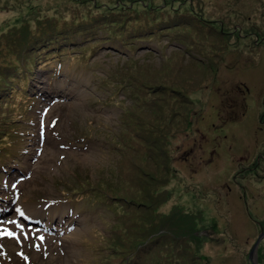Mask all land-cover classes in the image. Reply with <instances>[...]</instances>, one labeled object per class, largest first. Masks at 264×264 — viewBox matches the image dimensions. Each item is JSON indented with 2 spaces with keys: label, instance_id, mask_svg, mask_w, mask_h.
Listing matches in <instances>:
<instances>
[{
  "label": "rangeland",
  "instance_id": "374dc122",
  "mask_svg": "<svg viewBox=\"0 0 264 264\" xmlns=\"http://www.w3.org/2000/svg\"><path fill=\"white\" fill-rule=\"evenodd\" d=\"M46 21L72 27L104 21L98 25L160 34L125 42L98 30L66 44L60 70L55 61L45 68L52 71L34 74L32 105L6 166L11 175L0 176V201L12 211L0 218V264L91 260L84 239L104 230L101 211L88 193L70 204L71 191L62 194L59 185L69 190L78 176L91 183L111 177L106 170L121 166L122 154L124 182L111 178L109 185L121 204L109 215L114 229L115 214H123L126 223L117 228L132 232L124 235L128 247L162 239L146 247L149 264L160 253V264H252L250 250L264 233V0H0V50L7 31L33 37ZM125 64L135 90L128 97L135 99L120 92L117 107L92 101L106 94L98 81L113 91ZM228 114L237 119L224 123ZM128 124L135 140L127 138V149L111 137L112 150L121 153L110 151L107 159L104 129L121 137ZM175 206L194 218L197 241L185 223L167 226L157 218ZM24 217L44 226H24ZM172 239L183 243L181 250ZM114 243L105 235L97 240V263L122 256L108 248ZM254 254L264 264V235Z\"/></svg>",
  "mask_w": 264,
  "mask_h": 264
},
{
  "label": "trees",
  "instance_id": "16d2710c",
  "mask_svg": "<svg viewBox=\"0 0 264 264\" xmlns=\"http://www.w3.org/2000/svg\"><path fill=\"white\" fill-rule=\"evenodd\" d=\"M110 22L112 23L113 20ZM54 23L56 22H43L40 27H37L39 34L33 37L28 36V33H24L27 34L26 36L28 37L23 35L18 36L15 29L12 31L9 30L5 34V44L3 46L1 45L4 51L0 50V153L3 151L4 146H8V142H4V137L1 136H3L7 130L10 131L8 126L12 125L16 119H21L23 117L22 103L24 101L25 85L33 68H35L37 65L42 66L48 61V58L52 59L54 57H59L60 54L66 50V44H73L77 37L83 39L84 37L87 38L89 36H94L97 34L98 30L109 33L111 36H118L125 42H129L132 38H138L146 35L158 36V34H160V32L152 33L149 31L148 33L144 31L141 34H137L133 33V30L118 31L113 30L109 26L104 27L98 25H105L107 22L104 21L99 22L95 27H93L94 25H88V23L86 22L79 24L72 23L73 27L67 24L65 21L56 24ZM103 28H106V30H104ZM127 66L128 64L122 66L124 67L125 77L120 80L113 81L112 86L114 87L113 91L116 96L117 91L122 90L125 99L133 100L135 99V95H133L132 97H128L132 94H135V90L133 88V83L131 82V75L128 72L129 68ZM236 115L237 114H228V117L223 118L224 123L233 120L235 121L237 119ZM123 116L124 113L120 112L119 118ZM128 126L129 127L126 126L122 128V131L127 133L122 134L121 137L119 135L115 136V138L120 140V148L123 146V148L126 147L128 149L130 145L125 142L127 138L129 140H135L134 136L136 135V133L135 131H132V129L130 128V124H128ZM144 133L151 134L152 132L150 131V129L146 128ZM142 140L144 141V139ZM116 143L113 144L114 147L116 146ZM150 150L154 149L151 148ZM111 152L114 153V156L116 157L121 153L119 149H115V151ZM148 156L153 160L150 154H148ZM121 158L123 160L121 166L120 164H118V162H115L111 169H109L113 171L117 169L116 173L112 171L111 175L112 179L115 178V183L119 184L123 183L125 179V172L122 168V166L125 167V155L122 154ZM158 168L160 167L158 166ZM160 169L164 170V166L162 163ZM101 183L102 182L96 184L95 189H98L99 184ZM104 183H106V181H104ZM157 186L160 185L157 184ZM157 186L155 187V189L157 188ZM105 187L107 189L109 188L108 185ZM100 189H103V187L99 188V190ZM104 192L105 191H103V193ZM108 194L109 199H112L114 203L107 204V209H110L113 204L114 207L115 205L121 204V201L116 200L115 194L111 193L110 190H108ZM114 217H117L118 219L116 220V224L114 225V229H112L109 238L115 240V243L112 248H108L112 249V252H120V254L122 255L121 257H115L114 261L116 262V264H149L147 256L150 255V251L152 249L146 247L151 245V241H154L155 244L162 239L154 238L144 243H137L136 241H134V243L128 247L127 243L125 242L126 238L124 235H132V232H129L128 230L125 231V234H123V230L117 228L118 226L123 225V223H126V220H124L123 218V214L121 215L116 213ZM108 218H111V215H108ZM157 218L162 220V222L167 226H170V222L173 223V225L181 224L182 222L185 223L186 232L191 235V237H195L197 241V236L194 235L196 230L194 218L188 215V212H186L184 209L175 206V208L173 209V213L169 215L157 214ZM123 239L124 242L121 241ZM172 242L174 243V247L176 249L175 251H179L182 249L181 244L183 243L175 239H172ZM195 244L196 243H193V245ZM189 248L191 247L189 246ZM167 250L170 256H175L171 248ZM153 258L155 260L153 261L154 264H160L161 253L158 255H154ZM180 261L182 262L183 260L181 259Z\"/></svg>",
  "mask_w": 264,
  "mask_h": 264
},
{
  "label": "water",
  "instance_id": "95a60500",
  "mask_svg": "<svg viewBox=\"0 0 264 264\" xmlns=\"http://www.w3.org/2000/svg\"><path fill=\"white\" fill-rule=\"evenodd\" d=\"M263 235H264V233H263V234H260V235L258 236L257 241L255 242L254 246H253V247L251 248V250H250V253H249V261H251L252 264H257V263H255V262L253 261L252 256H253L254 250L256 249L257 243L259 242L261 236H263Z\"/></svg>",
  "mask_w": 264,
  "mask_h": 264
},
{
  "label": "flooded vegetation",
  "instance_id": "af4514ba",
  "mask_svg": "<svg viewBox=\"0 0 264 264\" xmlns=\"http://www.w3.org/2000/svg\"><path fill=\"white\" fill-rule=\"evenodd\" d=\"M259 163V160H257V164ZM262 234V233H261ZM257 240V239H256ZM254 257H255V254L253 253V261L254 262H256L255 260H254ZM257 257V256H256ZM256 257H255V259H256Z\"/></svg>",
  "mask_w": 264,
  "mask_h": 264
},
{
  "label": "snow or ice",
  "instance_id": "6c2138e0",
  "mask_svg": "<svg viewBox=\"0 0 264 264\" xmlns=\"http://www.w3.org/2000/svg\"><path fill=\"white\" fill-rule=\"evenodd\" d=\"M55 123V122H54ZM7 235H9V236H12L13 234L12 233H7ZM42 239V238H41Z\"/></svg>",
  "mask_w": 264,
  "mask_h": 264
}]
</instances>
